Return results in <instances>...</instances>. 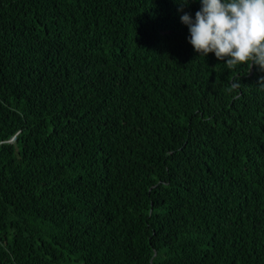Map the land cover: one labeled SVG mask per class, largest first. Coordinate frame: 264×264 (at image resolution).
<instances>
[{
    "label": "trees",
    "instance_id": "1",
    "mask_svg": "<svg viewBox=\"0 0 264 264\" xmlns=\"http://www.w3.org/2000/svg\"><path fill=\"white\" fill-rule=\"evenodd\" d=\"M179 7L0 0V264H264V71Z\"/></svg>",
    "mask_w": 264,
    "mask_h": 264
},
{
    "label": "clouds",
    "instance_id": "2",
    "mask_svg": "<svg viewBox=\"0 0 264 264\" xmlns=\"http://www.w3.org/2000/svg\"><path fill=\"white\" fill-rule=\"evenodd\" d=\"M183 12L191 0H175ZM195 19L188 13L180 18L187 26L188 42L199 57L214 53L229 69L251 61L264 71V0H199ZM259 85L264 87V77ZM233 82L230 90L238 89Z\"/></svg>",
    "mask_w": 264,
    "mask_h": 264
}]
</instances>
